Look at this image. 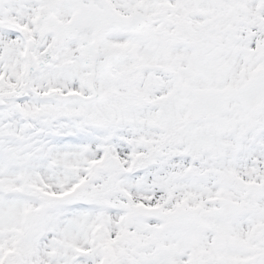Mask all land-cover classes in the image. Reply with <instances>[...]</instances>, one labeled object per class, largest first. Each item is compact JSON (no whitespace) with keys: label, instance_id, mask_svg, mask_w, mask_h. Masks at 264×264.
<instances>
[{"label":"rangeland","instance_id":"rangeland-1","mask_svg":"<svg viewBox=\"0 0 264 264\" xmlns=\"http://www.w3.org/2000/svg\"><path fill=\"white\" fill-rule=\"evenodd\" d=\"M139 1L140 11L126 10L135 15L128 40L147 36L159 21L161 13L151 19L155 5L185 9L190 42L201 44L203 53L177 43L155 52L144 37L139 52L157 68L178 61L181 84H188L182 94H191L181 97L176 81L153 71L131 87L135 96L120 95L125 87L103 75L119 50L107 53L101 45L95 103L43 104L34 97L8 103L0 111V264H264L253 261L264 248V105L251 115L226 101L216 122L203 109L197 116L193 105L196 90L237 89L264 70V0ZM54 2L55 14L65 20L70 7L64 0H0V92L22 83L24 40L37 41L40 18ZM104 42V49L124 45L112 33ZM51 43L46 38L36 56ZM79 47L66 44L33 88L88 95L85 71L75 60ZM109 98L121 101L107 106ZM142 167V174L132 173ZM250 186L256 194L245 193ZM222 200L238 210L220 218ZM176 209L192 210L204 231L167 228L147 214ZM19 216L27 219L23 225ZM91 228L97 229L95 240L88 236Z\"/></svg>","mask_w":264,"mask_h":264},{"label":"water","instance_id":"water-1","mask_svg":"<svg viewBox=\"0 0 264 264\" xmlns=\"http://www.w3.org/2000/svg\"><path fill=\"white\" fill-rule=\"evenodd\" d=\"M72 7V17L69 22L63 23L58 20L54 13H49L42 18L41 26L38 30L39 43L36 44L32 39L26 41V76L25 82L19 90L0 93V108H4L7 102H18L28 99L31 95L40 101H53L57 97L63 100L80 98L83 102H92L97 98L95 80L98 71V61L100 57L99 45L102 36L108 31L113 30L118 33L127 34L132 23V17H122L111 6L108 0H68ZM55 4L51 5V10ZM87 34L90 40H87ZM53 36L54 42L49 50L40 59L36 58V50L39 44L47 37ZM78 41L81 43L80 59L84 63L87 71L85 75V87L90 96L78 97L76 95L61 96L55 92L39 94L33 89V78L43 69H49L54 60V55L69 42ZM72 63L65 65L70 69ZM200 96V95H197ZM221 99H236L242 102L245 110L252 111L264 102V73L257 74L252 81L243 89L220 94ZM216 101L215 98H210ZM235 207L222 202L220 215L231 214ZM151 216L159 218L168 227H182L196 234L202 231V227L192 221L191 211L177 210L174 214H157L154 211L149 213Z\"/></svg>","mask_w":264,"mask_h":264},{"label":"flooded vegetation","instance_id":"flooded-vegetation-1","mask_svg":"<svg viewBox=\"0 0 264 264\" xmlns=\"http://www.w3.org/2000/svg\"><path fill=\"white\" fill-rule=\"evenodd\" d=\"M122 2L120 3L121 9L124 11L129 10V9H135L137 11H140L142 9V5L138 4L134 0H121ZM189 21L188 25H184L186 22ZM189 26V28H188ZM191 21L190 20H185V19H171V20H162L161 22L158 23L157 29L153 31V34L158 36L159 43L155 47V52L160 48L164 49L165 51H168L167 49L170 47V45H174L175 43L177 44H183L185 48H191V42H190V33L192 32L191 28ZM191 28V29H190ZM142 39V37H141ZM141 39H132V40H125V41H120L119 43H124V45H117L112 46V45H107L106 50H113V49H119L123 53V58L120 59L119 62H116L113 66L114 68V78L117 77H122L123 75L125 78L128 77V74L126 72L119 71V67H121L124 71H127L130 73L131 76L133 74L138 75L139 71L141 70L140 67V48H139V42ZM163 39V42H162ZM130 42L128 45L127 43ZM174 64V70L178 69V61H173ZM181 69V67L179 68ZM119 71V72H118ZM111 80V78L109 79ZM138 80V77H137ZM173 80V79H172ZM180 79H178L179 81ZM181 83V82H180ZM190 89H188V93L190 95ZM260 254V253H259Z\"/></svg>","mask_w":264,"mask_h":264},{"label":"trees","instance_id":"trees-1","mask_svg":"<svg viewBox=\"0 0 264 264\" xmlns=\"http://www.w3.org/2000/svg\"><path fill=\"white\" fill-rule=\"evenodd\" d=\"M10 219H11V218H10V216H9V218L6 217L4 220H5V221H10Z\"/></svg>","mask_w":264,"mask_h":264}]
</instances>
